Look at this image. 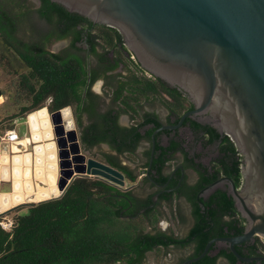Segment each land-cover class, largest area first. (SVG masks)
Wrapping results in <instances>:
<instances>
[{
    "label": "trees",
    "instance_id": "1",
    "mask_svg": "<svg viewBox=\"0 0 264 264\" xmlns=\"http://www.w3.org/2000/svg\"><path fill=\"white\" fill-rule=\"evenodd\" d=\"M38 1L34 6L29 0H0V63L17 76L20 93V101L14 104L17 109L0 117V134L14 128V120L25 113L29 112L28 117L44 106L48 112L70 107L84 150L106 143L117 154H135L139 143L147 140L150 146L143 153L146 170L151 134L164 122L156 112L142 111V104L163 105L168 111L165 123L175 124L193 103L181 89L140 67L116 28L94 23L57 2ZM64 38H70L66 51L49 49L51 41ZM98 80H102L105 96L92 89ZM123 114L129 117V125L120 123ZM182 127L191 132L190 147L199 143L203 149L215 151L207 164L198 160L200 152L191 154L180 134ZM176 152L184 166L194 168L197 180L190 185L182 180L177 189L160 198L171 201L183 195L189 202L195 222L186 235H168L157 229L161 212L145 207L150 197L142 201L132 189L122 191L101 179L76 176L61 196L37 202L15 215L11 231L0 227V264H142L148 252L162 251L165 257L171 246L193 244L192 256H197L208 240L241 234L245 219L225 188L205 197L197 195L221 176L240 185L242 155L233 140L210 124L187 116L181 127L155 135L144 178L175 186L178 176L170 178L164 169L180 159L174 157ZM103 157L124 174L128 185L137 181L138 175L116 156L103 153ZM143 223L152 231H144ZM259 247V239L235 245L245 257L259 256ZM216 248L215 242L204 257L190 264H217L220 257L229 264L254 263L241 261L228 246Z\"/></svg>",
    "mask_w": 264,
    "mask_h": 264
},
{
    "label": "water",
    "instance_id": "2",
    "mask_svg": "<svg viewBox=\"0 0 264 264\" xmlns=\"http://www.w3.org/2000/svg\"><path fill=\"white\" fill-rule=\"evenodd\" d=\"M51 1L94 23L116 28L140 67L181 89L193 103V108L183 113L175 124L163 123L154 129L150 138V162L155 135L160 130L181 127L187 116L230 136L242 155L239 186L231 178L221 176L197 195L205 197L219 187L225 188L245 219L243 232L208 240L199 255L183 264L204 257L215 242L226 244L241 261L264 263V256L245 257L235 249V245L244 241L255 240L258 236L264 238V0ZM0 97H3L1 90ZM44 107L49 113L56 145L58 182L63 175L64 160L68 161L71 171L68 181L58 195L19 203L0 214L23 204L32 206L57 198L76 176L101 179L121 190L134 186L125 185V176L119 169L81 154L82 145L76 129L64 131L62 119L57 117L61 111L48 112ZM29 132L31 135L30 127ZM61 137L68 148L61 145ZM12 143L1 142L0 154L11 152L12 155ZM27 150L29 154L34 152L30 144ZM0 183L10 185L9 190H0L1 193L13 190L8 170L6 173L0 171ZM156 196L152 197L153 201Z\"/></svg>",
    "mask_w": 264,
    "mask_h": 264
},
{
    "label": "rangeland",
    "instance_id": "3",
    "mask_svg": "<svg viewBox=\"0 0 264 264\" xmlns=\"http://www.w3.org/2000/svg\"><path fill=\"white\" fill-rule=\"evenodd\" d=\"M30 3H32L34 6L38 5L37 0H29ZM68 45V38L60 39V40H53L49 44V49L54 52H60V51H66ZM121 67L117 68V71H119ZM16 82H17V76L11 75L8 71L7 67L4 65V63H0V90L2 92L3 101L0 99L1 105L0 108H2L3 112L12 111L14 109H17V105H14L16 102L20 101V93H18L16 88ZM93 88L99 91L103 96L102 91V81L98 80L94 83ZM18 99V101H17ZM106 102H109V98L106 97ZM142 111H151L156 112L160 118H164V115L167 113V109L160 105L159 103H143L141 107ZM71 112V118H72V127L67 128L66 127V121L64 120V131L76 129V133L78 134V128L75 124L74 116L72 111ZM29 113V112H28ZM28 113H25L22 118H19L16 122L15 129L20 137H30L29 127L26 120V115ZM128 119V116L126 114H123L120 116V122L123 123V121H126ZM123 120V121H122ZM4 124V123H3ZM2 124V125H3ZM180 134L186 141V146L189 147L190 150H194L196 152L201 153V157L199 160L203 161L204 163L208 162L214 155L215 151L211 150V148H202L200 145H195L194 147H190L189 145H192V135L188 127H182L180 128ZM30 144V143H28ZM149 148V142L145 140V142L140 146L135 154H117L114 150H112L108 145L100 144L97 146H94L90 149H83L81 147V154H85L86 157H93L95 159H98L100 161L104 162L103 153H110L114 156H116L119 161L128 166L130 169L134 171L137 177V181L135 182V186L133 188V193L137 195H145L146 193H150L153 188L150 187L149 183L145 181L144 174L142 173V169H144V162L146 161V156H143L141 154L142 149L147 150ZM30 149V148H29ZM80 154V153H78ZM73 155V154H70ZM180 156V155H178ZM178 156H175V158H179ZM71 159V157L69 158ZM177 159L170 162V165L174 163ZM75 164L74 161L72 162V165ZM144 171V170H143ZM141 174V175H140ZM194 177V174L191 172V179ZM126 181V180H125ZM125 185H128V182H125ZM10 189L9 183H0V190L1 191H7ZM28 204H23L19 206L18 208L7 212L5 215L8 218L14 219V216L17 214H23L27 211ZM160 212L161 216L159 217L158 223L155 224L158 230L165 231L172 233L176 236H183L186 233L187 226L191 223V217H190V207L189 205L183 201V200H173L170 205L161 204L160 205ZM180 211L182 215H185V217H188V222L186 223V226L178 228L176 225V222L179 221L177 211ZM178 211V213H179ZM177 217H176V216ZM2 217V216H0ZM145 224L144 231H152L148 225ZM188 248H178L171 246L167 249V254L165 257L162 256V251L160 254H156L155 252H148L145 260L142 264H162V260L164 258H167L168 260H175L178 257L185 256L188 253ZM225 260L223 258H219L217 261V264H225Z\"/></svg>",
    "mask_w": 264,
    "mask_h": 264
},
{
    "label": "bare ground",
    "instance_id": "4",
    "mask_svg": "<svg viewBox=\"0 0 264 264\" xmlns=\"http://www.w3.org/2000/svg\"><path fill=\"white\" fill-rule=\"evenodd\" d=\"M57 117L66 121L67 128L72 127V118L68 108H63ZM27 123L31 129L29 139L21 137L13 141L12 155L11 152L0 154V171L3 170L6 173L8 170L13 182L11 192H0V212L19 203L38 201L58 195L60 189L66 185L71 172L68 161L64 160L63 175L58 182L59 167L56 145L53 141L52 127L46 108L43 107L28 115ZM59 140L62 146L68 148L63 137ZM28 143L33 146L34 152L31 154L28 150L25 151ZM64 155L67 156L66 150Z\"/></svg>",
    "mask_w": 264,
    "mask_h": 264
},
{
    "label": "flooded vegetation",
    "instance_id": "5",
    "mask_svg": "<svg viewBox=\"0 0 264 264\" xmlns=\"http://www.w3.org/2000/svg\"><path fill=\"white\" fill-rule=\"evenodd\" d=\"M37 2L39 3V1L37 0ZM69 42H70V38H68V45H69ZM68 45H67V47H68ZM100 81H102V80H100ZM93 88V87H92ZM167 113H168V111H167ZM167 113L164 115V118L162 119V121L165 123V121H166V115H167ZM162 140H163V142L165 143L166 141H167V137L165 136V135H163L162 136ZM145 142V140H142L140 143H139V145L137 146V148H136V151L135 152H137V150H138V148L140 147V146H142V144ZM100 144H104V143H100ZM197 145H200L199 143L197 144ZM149 146H150V142H149ZM201 146V145H200ZM108 147H109V145H108ZM144 151H145V149L143 150L142 149V152H141V154H143L144 153ZM196 153V151H194V150H191V154H193V153ZM176 154H179L180 155V153L179 152H176L175 154H174V157H175V155ZM152 156H153V154H152ZM150 158H151V155H150ZM150 160V159H149ZM199 160V159H198ZM203 162V161H202ZM146 163V161L143 163V164H145ZM151 163V162H150ZM149 163V164H150ZM204 163V162H203ZM208 162H206V163H204V164H207ZM150 166V165H149ZM149 166H148V168H149ZM182 167V169H180L179 167ZM147 168V169H148ZM147 169L145 170V167H144V169H142V173L141 174H144V176H146V174H147ZM143 170L145 171V172H143ZM179 170V171H178ZM164 171L167 173V174H169V176H170V178H172V176H174V177H177L178 176V182H177V184L175 185V186H167L168 185V182H166V183H160V182H156V181H154L153 179L152 180H148L147 178L146 179H144L145 181H147L148 183H149V185H150V187H152L153 188V190L150 192V193H146L145 195H137V194H135V193H133V188H134V186H135V183H134V186H132L131 188H129V189H127V190H130V189H132V194L134 195V196H136L137 198H139L140 200H142V201H146L149 197H150V200H149V203H147V205L145 206V207H149V208H153L154 207V209H156V210H159L160 211V205L161 204H166V205H170L171 203H172V201L173 200H180V199H182V200H184L188 205H189V207H190V217H191V223L187 226V230H186V233L184 234V235H186L187 233H188V231H189V229L193 226V224H194V222H195V219H194V217H193V214H192V208H191V205L189 204V202L186 200V198L183 196V195H180V196H178L177 198H174V199H172L171 201H166V200H161V198H160V195L162 194V193H164V192H170L171 190L172 191H174L175 189H177L179 186H180V184H181V182H182V180H184L185 181V183H187L188 185H190V184H193V183H195L196 182V180H197V173H196V171L194 170V168H192V167H190V166H184V164H183V161L181 160V155H180V159H177L172 165H170V166H167L165 169H164ZM178 172V173H177ZM191 172H192V174H194V177L191 179ZM140 174V175H141ZM128 186V185H127ZM127 190H122V191H127ZM183 191H185L184 190V188H183ZM154 195H157L156 196V199H155V201H153L152 200V197L154 196ZM129 206H132V204L131 205H129ZM145 207H142L140 210H141V212H143L144 210H145ZM129 209H130V207H129ZM179 211V210H178ZM178 211H177V214H178V219H180L179 221H177L176 222V225H177V227L178 228H181V227H184V226H186V223L189 221L188 220V217L186 216L185 217V215H182V213L179 211V213H178ZM165 232V231H164ZM166 234H168V235H170L171 233H169V232H165ZM183 235V236H184ZM224 237H227V236H224ZM215 238V237H214ZM255 239H259L258 237H256ZM225 247L226 246V244H224V243H217V248L215 249V251H217V249L218 248H220V247ZM179 248V247H178ZM183 248H188L189 249V251H188V253L185 255V256H182V257H178V258H176L174 261L173 260H168L167 258H164L163 260H162V264H183L186 260H188L189 258H193V257H195V256H192V253H193V244H189L188 246H186V247H183ZM259 252H260V255L259 256H264L262 253H261V251H260V249H259ZM221 258V257H220ZM219 259V258H218ZM224 259V258H223ZM225 260V264H229V262L226 260V259H224ZM252 262H254L253 264H264L263 262L262 263H258V262H255V261H252ZM191 262H189V263H186V264H190Z\"/></svg>",
    "mask_w": 264,
    "mask_h": 264
},
{
    "label": "built area",
    "instance_id": "6",
    "mask_svg": "<svg viewBox=\"0 0 264 264\" xmlns=\"http://www.w3.org/2000/svg\"><path fill=\"white\" fill-rule=\"evenodd\" d=\"M131 57L134 58L132 54H131ZM60 110H62V109H60ZM20 138L21 137L18 135L16 129L11 128V129L5 130L2 134H0V143L3 141H7V142L11 143V142L16 141ZM5 214L6 213L0 214V216H2V217H0V227L6 231H11L13 228L14 219L8 218ZM258 238H259V242H260L259 249H260L261 253L264 255V238L261 236H258Z\"/></svg>",
    "mask_w": 264,
    "mask_h": 264
},
{
    "label": "crops",
    "instance_id": "7",
    "mask_svg": "<svg viewBox=\"0 0 264 264\" xmlns=\"http://www.w3.org/2000/svg\"><path fill=\"white\" fill-rule=\"evenodd\" d=\"M95 92H97V93H99V94H101L99 91H97L96 89H94V88H92ZM2 101H3V99H2ZM1 101V102H2ZM1 102H0V105H1ZM65 108H68L69 109V112H70V110H71V108L70 107H65ZM60 111H62V110H60ZM7 115V112H3V110H2V108H0V117H5ZM30 115V114H29ZM70 117H71V112H70ZM64 119V118H63ZM15 122V125H16V122L18 121V119H15L14 120ZM123 121V120H122ZM63 122H64V120H62V124H63ZM88 121H87V118L86 117H84V120H83V124H86ZM121 123V122H120ZM129 123H130V120H129V117H128V119H126V121H123V123H121L122 125H129ZM63 126H64V124H63ZM15 128V127H14ZM22 139H29V138H27V137H22ZM104 145H108V144H106V143H104ZM179 154H176L175 156H178ZM178 157H180V156H178ZM182 200V199H181ZM184 201V200H183Z\"/></svg>",
    "mask_w": 264,
    "mask_h": 264
}]
</instances>
